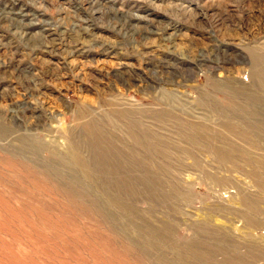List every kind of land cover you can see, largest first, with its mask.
Returning <instances> with one entry per match:
<instances>
[{"label": "rangeland", "instance_id": "rangeland-1", "mask_svg": "<svg viewBox=\"0 0 264 264\" xmlns=\"http://www.w3.org/2000/svg\"><path fill=\"white\" fill-rule=\"evenodd\" d=\"M260 84L264 0H0V264H264Z\"/></svg>", "mask_w": 264, "mask_h": 264}, {"label": "bare ground", "instance_id": "bare-ground-1", "mask_svg": "<svg viewBox=\"0 0 264 264\" xmlns=\"http://www.w3.org/2000/svg\"><path fill=\"white\" fill-rule=\"evenodd\" d=\"M259 81V80H258ZM257 81V82H258ZM260 82V81H259ZM262 87V90H264V84H260L259 85V87ZM260 87V88H261ZM251 101V100H250ZM240 124V123H239ZM238 124V125H239ZM237 125V126H238ZM243 125V124H242ZM252 125V124H251ZM221 126V125H220ZM230 126V125H229ZM222 127H223V125H222ZM241 127V126H240ZM243 127H245V128H248L249 129V132H232L233 131V129L234 128H232V127H228L227 126V128H226V130L227 131H225V132H227V133H230V135H233V136H235V138H236V140L237 141H240L242 144H244L245 145V149H241L242 150V152L241 151H239V149L237 150V149H234V150H232V149H230V148H227L226 147V151H216L215 152V157L217 158V159H219V160H222V162H220V163H224V162H226L227 161V163L226 164H228L229 166L230 165H233V166H236V165H234L235 164V162L237 161V159L239 158L240 159V157H238V155H245V154H247L248 156V158H247V165L248 166H250L251 167V170L250 171H247V172H249L248 174H250V176H251V178H252V180H251V186L252 187H254V189H256V190H258L259 192L258 193H261V192H264V185H262V182H264V157H258V155L255 157L254 155H249L250 153H249V149H247V148H257V146H264V139H261V138H259L260 140H263V141H259V145H256L255 143H256V140L255 139H250V136H248V134L249 133H251V131H253V130H255V127H252V126H243ZM259 127V126H258ZM261 128H263L262 126H261ZM223 129V128H222ZM264 129V128H263ZM248 133V134H247ZM251 136H253V135H251ZM205 138V137H204ZM256 139H257V136H256ZM259 139H257V140H259ZM204 140V139H203ZM208 140V139H207ZM222 140V138L220 139V141ZM227 140V139H226ZM225 139H223L222 141H225V142H228V141H226ZM194 141V140H193ZM258 142V141H257ZM192 144H194L193 142H191ZM196 142H195V146H196ZM261 144V145H260ZM160 147V146H159ZM261 148V147H260ZM252 150H254V149H252ZM256 150V149H255ZM262 150V149H261ZM252 152V151H251ZM264 152V151H263ZM165 154V153H164ZM253 154H255L254 152H253ZM253 156V157H252ZM245 158H246V156H244ZM238 162V161H237ZM245 162V161H244ZM196 165V164H195ZM226 169V168H225ZM232 168H230V170H231ZM234 169V168H233ZM236 169V168H235ZM235 169H234V173L236 172L235 171ZM227 170H228V168H227ZM229 170V171H230ZM232 171V170H231ZM257 171V172H256ZM202 175H204L202 178H204V179H209V180H211V179H213V180H215V181H218V182H221V177H214V175H211L210 174V172H208L207 171V169H204V170H202ZM232 173V172H231ZM231 175V174H230ZM247 175V174H246ZM245 175V176H246ZM248 177V176H247ZM251 178H249V179H251ZM223 180V179H222ZM211 182V181H210ZM213 183V182H212ZM242 185V184H241ZM238 187V186H237ZM223 188V187H222ZM225 188V187H224ZM243 187H239V189H237L236 188V191L238 190V193H239V196L241 197L240 198V203L247 209V211L251 214H254V213H256V214H264V209H263V204H264V202L260 199L259 201H257L256 199H255V201L257 202V203H259V205L256 207L255 206V202H254V198L253 199H250V200H248V198L246 197V194H249V192H247L246 191V189H242ZM219 189H220V187H219ZM234 189V188H233ZM227 190V189H226ZM240 193H244V194H240ZM263 205V206H262ZM242 216H244V217H247V215H246V213L244 212V213H242ZM204 218V220L206 221V222H209L210 221V217H208V216H204L203 217ZM245 224L246 225H248L249 227H251L252 228V224L250 223V221L249 220H247V219H245ZM262 253H263V255H264V250H262Z\"/></svg>", "mask_w": 264, "mask_h": 264}]
</instances>
